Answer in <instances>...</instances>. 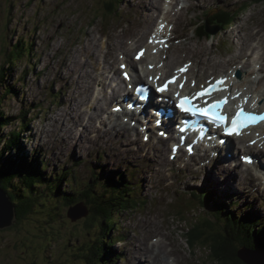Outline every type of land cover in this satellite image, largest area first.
I'll list each match as a JSON object with an SVG mask.
<instances>
[{
  "label": "rangeland",
  "instance_id": "rangeland-1",
  "mask_svg": "<svg viewBox=\"0 0 264 264\" xmlns=\"http://www.w3.org/2000/svg\"><path fill=\"white\" fill-rule=\"evenodd\" d=\"M111 1L113 5L107 8ZM111 1L0 0V75L4 73V83H2L4 85L0 87V96L4 94L1 91L9 87L17 91V94H5V98L1 102V109H4L2 112L6 117L11 118V123L1 129L3 134L1 133L0 136L3 138L14 131L20 132L19 146L21 147L19 155H22L21 149L25 151L32 150V152L37 151L38 157H35V153H31V156H26V160L28 163H32L30 169H36L42 179H44V175L46 176L45 179L47 177L52 178L51 183L47 182L46 197H49V199L54 196L61 198V195L54 190L58 179H60L61 188L64 191L65 186L84 185L87 184L85 180L91 181V177L85 175L89 170L94 171L98 177L102 173L103 176H100L101 181H105L106 175L107 178H112L115 182H118L120 178L122 186L119 185V192L122 195V192L126 189H123L122 175L128 172L130 165H136L140 168L138 175L135 176V183L141 181L139 189L137 190L132 185L134 179L130 180V186H128L132 191L134 190V198L136 194L138 195L140 200L137 203L139 209H132V206H129L130 209L127 211L122 209L115 216L118 226L113 232H110V239L105 240L106 248H115L117 254L124 251L125 258L119 260V256H117V264H130L133 251L137 253L136 257H139L140 254L139 250L135 251L133 247L126 243L118 242L121 240L117 238L119 235L120 237L135 238L134 245L143 241L142 237H145L146 242H148L152 240L154 235H161L162 239L166 240L164 249H167L170 253L173 251L180 252L178 264H208L206 254L199 248L200 246L195 244L196 246L192 249L188 245L187 238L189 237L186 236L189 231L188 228H191L192 225L197 226L201 212L194 205H187L190 211L185 208L184 198L186 196L183 195L186 193L185 190L200 189V181L205 182L206 180L201 178L202 175L214 184H223V187L235 190L247 188H236L229 184L215 182L209 175L205 176L204 171H195L192 168L183 169L180 163L169 162L168 148H161V151L164 150L166 155L165 159L162 158V161L168 163L167 165L164 162L162 163L159 155L155 153H148V160L144 162L143 154L138 155L132 152V149L138 147L141 138H132L133 140L139 139L133 146L130 145L132 140L129 139H124L121 143L119 141L120 137L127 138L128 136L119 135L120 132L116 135L110 128L101 126L95 129L93 127L92 129H86L82 136H79L76 130L77 127L75 129L73 122L67 115L71 109L76 108L75 105L77 104L69 84H74L77 80L78 83L76 82V85H74V91L78 92L80 82L82 79L86 80L83 76L84 73L86 71L93 73L95 68L90 63L93 61L92 55L98 56L99 61L102 62L99 51L104 50L107 44V49L112 48V55L106 60L109 64H115L117 52L123 50L115 47L118 41H122L123 44L128 42L127 48L132 51V59L136 60L135 54L141 46L135 45L134 37L146 36V32L150 31L152 26H154L152 30L154 31L160 21H164L162 18L165 17L164 14L169 9L171 10L169 11L171 15L170 22L173 23L167 26L165 35L171 37L172 40L174 39L172 44L176 46L171 47V45L168 50L174 53L178 49L184 52L186 57L179 58L180 60L174 63L173 67H170V71L164 69L165 65L161 66L165 77L173 75L178 67L186 65L185 63L193 64L196 68V61L200 59V51L202 50L206 51L209 57H212L218 64L227 62L230 58L234 60L240 47L237 44L238 38L235 36L236 30L241 31L248 46L253 45L257 48L254 57L259 59V55H261L264 65V37L260 43L255 40L257 37L255 36L256 32L264 34V0H177V2L165 0L170 4L166 11H164V8L167 7L168 3L164 2L165 6L161 4L159 8L161 0H158L156 6L159 10L152 14L145 9V7H148L150 0H122L118 4L113 0ZM206 2L209 3L206 5L204 4ZM242 3L248 5V10L245 13H238L237 23L229 29L227 28L228 30H220L218 34L207 38L198 29L200 34L196 36L197 32L194 33V29L198 28L199 23L204 22L208 10H214L215 7H230L231 11H236ZM160 11L161 13H159ZM157 14L159 15L158 20ZM178 16H180V19H177ZM120 34H122V37ZM6 38L7 40L9 38L11 44H17L21 39H25L21 44L30 48V51L29 53L26 52L28 48L24 50L26 52V54L24 52V56L27 57H22H24V61H30L28 64H21L22 61L13 58L15 64L10 66V62L3 59L2 51ZM148 40L149 36H147L145 42H148ZM105 42L108 43L105 45ZM88 46L90 52L86 55L89 57L82 56V51L85 52ZM54 55L57 56L52 59V65H48L50 64L49 60ZM177 55H179V52ZM74 57L78 61L79 59L86 60L85 63H82V67H78V75H71L73 69L66 68L63 64L65 61L62 62L63 59H69V62L72 63ZM111 58L113 59L111 60ZM231 62V67H228V65H225L224 68L208 67L201 70L200 74L197 73V70H194L196 76L189 75L187 83L191 87L194 84L198 86L200 83L210 79L213 80V78L227 71L234 70L237 64ZM257 63L260 64V59ZM5 64H7L6 69L3 70L1 66ZM252 64L253 67L256 66L254 62ZM119 69L122 68H118L117 65L112 72V69H110L104 71V73L109 75L110 79L113 78V81L121 82L118 77V75H121ZM116 71L118 75L116 74L113 77L112 74ZM65 75L70 80L68 84L64 81ZM80 75L82 76L80 77ZM258 77L259 85H254L256 79L249 85V88H255V91H257V88L264 90L263 68L259 70ZM191 78H194L193 82H190ZM239 82L245 83L246 81L240 80ZM95 89H97L96 92L103 94L98 84L95 85ZM23 111L29 113L27 119H23L24 115L20 117ZM85 111L88 114L93 112L92 107L89 106H85ZM70 114L72 115V113ZM85 117L84 125L86 126L88 117ZM86 127L89 128V126ZM105 130H110L112 139L102 136L100 132ZM65 131L70 132V138H64ZM116 139L118 143L115 142ZM5 147L7 145L0 143V166L7 161L5 156L10 159L13 154L15 159H19L17 151L10 150V148L4 149ZM2 149H4V156H1ZM152 162H158L159 164L152 166ZM62 171L70 172L72 175L68 173L70 175L68 178L66 175L61 174ZM113 171L116 172L112 173ZM57 173L58 176L56 177ZM20 177L22 178V176ZM23 183L20 180H13L6 186L7 195L11 198V203L14 206L16 204L12 200L14 196L11 193L14 194L16 189L17 191H23L25 189V183ZM97 194L100 195V193ZM97 194L94 193L96 198L104 200ZM112 194L114 192L110 191L109 195ZM125 195L126 193L122 197ZM247 195L248 200L252 201L254 194ZM194 196L202 201L209 200V196L205 193L201 195L195 193ZM70 200H72V197L68 201L70 202ZM181 201L183 202L181 203ZM53 202L49 201L48 206L55 205ZM256 202H258V199ZM61 206L58 200L56 208L58 209ZM78 206V201H75L73 205H68V210L70 207L76 209ZM43 208L44 205L36 207L32 214L22 219L18 217L16 211V223L14 222V225L9 228L0 230L2 231V236L0 235V264H32L33 262L35 264H81L73 256L78 252L79 247L85 248L84 252L88 250L87 253H94L96 244L86 246V242L95 240L97 234L90 232L77 238V234L71 229L72 223H67L68 217H66V223L63 220L61 224L59 222V224H56L61 226L58 240L55 242L52 238L51 241L47 242L44 235L46 237L48 233L45 234L44 229L48 223L43 220ZM62 209L61 213L65 216L68 210L65 211L64 207ZM199 212L200 214H197ZM150 213L155 215L152 217L153 223L150 224V234L146 235L140 223L150 219ZM182 213L185 222L180 219ZM203 219L204 217L201 220ZM210 219L213 222V217ZM76 225H80V222ZM48 227L49 230L52 229V226L48 225ZM17 239L19 241H16ZM15 245L16 248L13 250ZM32 245L36 246V251L32 250ZM157 252L155 250L151 257L153 258ZM115 254L111 253V257ZM160 260L161 256H159L156 264H161ZM92 261L93 259L90 258L88 263L91 264ZM147 262L148 260L144 264ZM105 263L106 261L102 264Z\"/></svg>",
  "mask_w": 264,
  "mask_h": 264
},
{
  "label": "bare ground",
  "instance_id": "bare-ground-1",
  "mask_svg": "<svg viewBox=\"0 0 264 264\" xmlns=\"http://www.w3.org/2000/svg\"><path fill=\"white\" fill-rule=\"evenodd\" d=\"M134 1H136V0H134ZM163 1L164 0H161V2L159 3V8H160V6H161ZM157 3H158V0H150V2L148 4V7H145V9L148 12H150L151 14L155 13L156 11L159 10L158 7L156 6ZM171 9H173V8H171ZM161 16H162V14H161ZM170 16L171 15L168 12L165 17L168 20H170L171 19ZM177 19H180V16H178ZM177 19H175V20H177ZM150 29L153 30L154 26H152V28H150ZM175 29H174V31H175ZM197 31H198V28H197ZM149 32L150 31L146 32L147 33L146 36H143V35L139 34L140 37H134L135 38V45L141 46L137 53H139L141 50H143L144 51V55H143L142 58H145V57L149 56L148 60L147 59L146 60L141 59L139 63L135 62V60L132 59V51L127 48V45H128L127 43L128 42H124V44H123L122 41H118L117 45H115V47L123 49V50L117 52V55H116V58H115L116 63L115 64H112V63L109 64L108 62H106V60L110 57V55H112V48L109 47V49H107L108 48V44H107V47L104 48V50L102 49V50L99 51V56L102 57V62L99 61L98 56L92 55L93 61L90 62V63L93 64L95 66V68L93 70V73H90L89 71H86L84 73L83 76H84V78L86 80L82 79V81L80 82V84L78 86V89H79L78 92L74 91V85H76L77 80H75L74 84H69L71 89L73 90L72 91L73 92V97H74L75 101H77V104L75 105L76 108L71 109L67 113V115H68L69 119L71 120V122H73V124L75 126V129H76V127H78V129H76L77 131L80 130V128H82L81 126L84 125L85 118H86L84 115H87L86 111H85V106L86 105L92 104L93 111L95 113V115L92 116L94 119H88L87 118V124L86 125H90L91 126V125L94 124V122L96 120L102 119L103 116H104L103 115L104 109H103V105L101 103H103L105 101L104 102V104H105L107 102V100H108V102L111 101V104L114 101L121 102L120 98L125 95V91L123 90L122 85L115 86L116 82L114 81V84H113V78L110 79V82H109V77L104 73V71H108V70L112 69L111 70V72H112L114 70L115 66L120 65V67L122 69L121 70L119 69V71L123 75L126 72L125 69L123 68V66L125 64V66L130 67V69H133L132 73L134 75L135 74L134 68L136 69L138 66H141V69L144 72H148V75L157 74L156 75V79H157V77L160 76L159 72L163 71V68H161V66L165 65L164 69H169V71H170V67H173L174 63L178 62V60L182 59L183 57L184 58L186 57L185 56L186 54L184 52H182V51H179L178 49H176L174 51V53H172L170 50H168L169 48L167 46L170 45L173 42L174 39L173 40L169 39L164 34L163 29H155L154 31H152L153 32V36L149 38L148 42L147 41L145 42V40L147 39V36L150 35ZM198 32H197L196 36H198V34H199ZM120 36L122 37V34H120ZM235 36L238 38L237 44L240 47H239L238 51L236 52V58L234 60H232L230 58L227 62H222L221 64H218L212 57H209V54L206 53V51L202 50V51H200V59H198L196 61V68H194V65L190 66L187 75L191 74L193 76H196L194 74V72H193L194 70H197V73L200 74L201 70H204V68H208V67H211V68L222 67V68H224L225 65L226 66L228 65V67H231V65H232L231 61H233L235 64H237V66L240 67L241 71L244 73V80H246V82L240 84V86H239L240 90L239 91L236 90L237 88L232 90V89H230L231 80H230V76L228 75L229 74L228 71L223 73L222 75L225 77V79L227 81V86H228V88H227L228 91L225 92V94H229L230 97L232 98L237 93H240L241 103H243L242 98L247 97L248 101L251 102L252 106H254L253 102H255V103L261 102L262 106L264 107V90L260 89V88L259 89L257 88V91H255V88H248L249 87L248 85L252 84L253 80H255V79H256V81H255L254 85L256 86V85L260 84L259 83V78H258L259 72L257 71V67H259V70L261 68H263V70H264V65L262 63V56L259 55L260 64L257 63V61L259 59H256L254 57V54H255V51L257 50V48L253 47V45L252 46L251 45L248 46L246 44L245 39L242 36V33H241L240 30H236L235 31ZM255 36H257L255 38V40L258 41V43H260L262 41V38L264 37V34L261 33V32H256ZM109 39H110V37H109ZM186 42H187V40H186ZM106 43H108V42H105L104 44L106 45ZM165 45H167V46H165ZM171 45H172L171 47L176 46L174 44H171ZM89 52H90V48L88 46L85 52L82 51V56L85 55V56L89 57L88 55H86V54H89ZM178 52H179V55H177ZM136 54H135V56H136ZM57 55L52 56V58L49 60L50 64H48V65H52V59L55 58ZM72 59H73L72 63L69 62L70 61L69 59H67V60L63 59L62 62L65 61L63 64H64V66L66 68L73 69L72 73L70 72L71 75L72 74H77L78 75V67H82V65H83L82 63H85L86 60L84 61L82 59H79V61H78V59L76 57H74ZM112 59L113 58H111V60ZM179 62H181V61H179ZM253 62L256 64V66H254V67H253V64H252ZM185 64L187 66H189L188 63H185ZM116 74H117V71L112 74L113 77ZM174 75H179V74H178V72H176ZM174 75H172V76H174ZM81 76L82 75H80V77ZM119 76L120 75H118V77ZM186 76H183V78L186 77ZM241 76L243 77L242 73H241ZM192 79H194V78H192ZM120 80H121V82L124 83V80H123L122 77L120 78ZM132 80L134 81V83L137 82V80H138V82H140L138 75L133 77ZM64 81L67 84L70 82V80L68 79V76L65 75ZM97 84L101 85V90L103 91V94L102 93L100 94V93L96 92L95 85H97ZM190 87H191V85L188 88H190ZM40 88H41V85H40ZM108 89L111 90V91L113 89L111 94L109 93ZM194 89L193 90L185 89V92L193 94L196 91H198L200 88H198L196 90H194ZM116 91H117V94H116ZM118 91H120L121 94H118ZM3 100H4V98H3ZM3 100L1 102H3ZM234 100H236V98ZM236 102H237V100H236ZM125 106H127V105H125ZM128 106H130V104H128ZM110 108H112V107H110ZM135 112H137V110H133V113H135ZM70 113H72V115ZM142 115L145 116L146 113H144V114L142 113ZM122 119H124V118L123 117L116 118L113 115H111L110 119H104L103 118L100 121V125L104 127V126L110 124V125H112V127H110V129L113 130L114 132H119V131L126 132L127 127L130 124V121H126L125 120L126 121V125H123L122 123H120V121H122ZM153 119L157 120L156 117H154ZM175 125H176V127L178 129H180L181 125H182L183 129L185 128L184 124L181 123V122H177ZM188 127H190V126L188 125ZM85 131L86 130H84L83 132H85ZM109 131L110 130H105L104 133H107V134L103 135V137L112 139L111 133ZM134 131H136V130H134ZM191 131L193 132L191 134H187V132H185V131H183L181 134H177V133L173 132L170 129V131L168 132V135L170 136V138H172V140L174 142H176L181 148H183L182 144L185 142V140H188L190 138V135L196 136V137H200V126H198V125L195 126L194 128L191 129ZM133 134H135V136L138 135V133H133ZM164 134H165V132H164L163 128L160 127L159 135L163 136ZM64 136H65L64 138H70V132L69 131H65ZM141 136L143 137V135H141ZM133 137H134V135H133ZM182 137H183V140H182ZM257 137L259 138V141H256ZM0 138L2 139L1 136H0ZM210 138L211 137H209L208 139H210ZM120 139H122V137H120ZM17 140H20V137H18ZM162 141H164V140H158L157 146H160L161 148H166V145L163 144L164 142H162ZM115 142H117V139L115 140ZM253 142H255V143H253ZM234 144L238 145V146H241V148L243 150H245L246 152H252V150H254V152L255 153L257 152L258 155L260 153L264 154V149H263V147H264V131H263V133L261 132V134H259L258 132L257 133H243L242 134V138L240 140L234 141ZM18 146H19V144H18ZM231 148L232 147L229 144L228 147L226 148L227 152L225 151V153H226L225 155H224V152L222 151V155L220 157L221 159L219 158V155L216 158H211L209 155H206V154L204 155V152L201 149L200 160L204 164L210 163L211 165H214L213 168H212V171L216 170L214 172V179L216 181L222 179V180H226L227 182L230 181L233 185L237 186V183H236V181L234 179L236 177V175H235V169H233V164L235 165V167H238L239 164H238V161H237L236 153H232L233 151H232ZM148 149H151V148L148 147ZM213 149H214V151L218 152L217 151L218 148L216 149L214 147ZM10 150H13V148L11 147ZM207 150L208 151H212L210 148H207ZM14 151H17V154H20L19 153L20 149H16L15 148ZM153 151H155L154 148H153ZM154 153L156 155H159V158H160L161 161H162V158L165 159V157H166L164 150L159 152V153H157V152H154ZM226 158H227V161H224L223 164H220L221 160L226 159ZM14 160H17V159H14ZM15 162H18V160L15 161ZM154 164H155V162H152V166ZM263 170H264V168H263ZM122 172H125V171H122ZM94 173H95L94 171L89 170L88 173H86L85 175L87 177H92ZM61 174L62 175H66L68 178L70 177V175H68V173L66 171H62ZM129 175L131 176L132 173L130 174V173L126 172V173H124L122 175L123 189L126 188V189H124V191L130 193L131 197H134L135 196L134 190L132 191L130 188L126 187V185L128 184V180L130 179ZM243 175H245L246 177L252 179V174L249 171L243 173ZM57 176H58V173L56 174V177ZM85 182L89 183L90 180H87V181L85 180ZM118 183H119V185L122 186L120 178H119ZM59 185H58V182H57V186L58 187H59ZM63 192L64 191H62V193ZM97 192H99V190H97ZM136 196H137V194H136ZM75 201H78V204L81 205V200L79 201V198H76V197L74 198V200L72 198V200H70V202H68V205H73L75 203ZM239 202L245 203L246 199L244 197H241V198H239ZM227 204H229V206H230L229 208H231L232 211H233V217H235L237 219V222L239 224H241V226H243L244 228L247 229L246 226H244V225H242V223H240V220L238 219V217L235 214V207H232L233 199L231 198V200L229 202L227 201ZM70 210L71 211H75V208L74 207H70ZM154 215L155 214H151L150 215V219L146 220L145 222L140 223V226H142V229L145 230V234L146 235L150 234V229H151L150 224L153 223L152 217H154ZM188 217H190V216L188 215ZM253 234H256V233H253ZM100 237H102V234H100ZM117 238L122 240V242H121L122 244L126 243L127 245L133 247V249L135 251L139 250L140 254H139V257H138V261H140V262H141V260H144V262H146V260L155 261L156 262V256H163L162 260L160 261L161 264H178L179 263L176 259L173 260L174 256L170 253V251L168 252L167 249H164V243H165L166 240L165 239L163 240L161 235H154L152 237V240H150L148 242H146V238L145 237H142L144 240L140 241V242H137V245L133 244V242L136 241L135 238L131 239V237H129V238L120 237V235ZM151 241H152V243H150ZM257 241H258V239H257ZM261 242L262 241L259 240L258 243H261ZM114 250H115V248H112V251H114ZM155 250H157L158 252L152 258L151 256L154 254ZM256 252L260 253L258 251H256ZM263 258H264V255L261 256V260Z\"/></svg>",
  "mask_w": 264,
  "mask_h": 264
},
{
  "label": "trees",
  "instance_id": "trees-1",
  "mask_svg": "<svg viewBox=\"0 0 264 264\" xmlns=\"http://www.w3.org/2000/svg\"><path fill=\"white\" fill-rule=\"evenodd\" d=\"M111 6L112 4L109 3L107 5V8H110ZM230 18L231 17L229 15L224 14L222 15V17H220L219 20L222 24H227ZM198 31L196 29L194 33ZM198 33L200 34V31ZM24 41L25 39H21L19 43L11 44L9 38L8 40L6 38V41L3 44L2 57L3 59L10 62V66L15 64L12 60L13 58L19 59L20 61L24 59V50L28 48L21 44ZM29 51L30 48H28L26 52L29 53ZM11 56L13 57L11 58ZM6 65L7 64L1 66L3 67V70L6 69ZM2 83H4V73L0 75V87H3L4 84ZM13 90L14 89L12 87H9L4 91V94L0 96V133H2L1 129L5 128L11 123V118L6 117L2 112L1 101L3 100V98H5V94H11L13 93ZM14 92L17 93V91ZM22 115H24L25 118L27 112L23 111L20 117ZM18 137H20V132H12L11 134L7 135V137H3L2 139L0 138V143H2L3 145H7V147H5L4 149H11V147L13 148V150L15 148L20 149L21 146H18ZM1 154L3 155V152ZM18 156V162H15L17 160L10 158L6 162H4L2 166H0L1 187L3 188V190H5V192H8L6 190V186L13 180H20L22 183H25H23L25 187L23 191H17L16 189L14 194L11 193V195L14 196L12 200L15 201V207L16 211L18 212V217H20L21 219L25 218L29 214H32V211H34L36 207H41L42 205H44L43 220H46L48 225L52 226V229L50 230L48 229L50 228L48 227V225V228L44 227V232H46L45 234L48 233L46 237L44 235V238L47 242L51 241L52 238L56 242L60 235L61 229V226H58L56 224H61L63 220H65L64 223H66L67 219L66 216L61 213L63 210L62 208L64 207L65 211L68 209V200L71 199V197L79 198V201L81 200V203H83V205L85 206L88 216L86 215L84 219L77 221L78 223L80 222V225H76L78 223L74 224L70 220H67V223H72L71 229L77 234V238H80L82 234L84 235L85 233L87 234L90 232L96 233L97 238L95 240H88L86 242V246H92V244H96L93 254L87 253L88 250L84 252L85 248L79 247L77 249L78 252L73 254V256L75 257L77 262L79 261L81 264H89L88 261L90 258L93 259L91 264H102L104 263V261H106L108 264H115V260L113 259V257L106 255L110 248H106L105 240L110 239V232L114 230L112 226L114 225L113 220L116 214L122 209L129 210V206H132V209L137 210L136 208L139 207V205L137 204L139 199L131 197V194L126 191H123L121 195L119 192L118 182H115L112 178L107 177L105 181H101L97 175H93L91 177V181L87 184L65 186V190L63 193L61 188L62 183L60 182V179H58L57 182L61 186L59 185L60 188L58 186H54V190L61 195V198H56L54 196L52 199H49V197H46V192L48 191L47 182L50 183V180H52V178L47 177L45 179L46 176L44 175V179H42L39 173H35V171H37L36 169H30L32 163L27 162L26 156L22 157L19 154ZM6 164H10L11 166ZM131 173L132 175H129L130 179L128 180V184L126 185V187L130 185V180L134 179L135 177V172ZM20 176H22V178ZM97 190H99V192H97ZM110 191L114 192V194L109 195ZM94 193H100V195H97L104 200L96 198L94 196ZM125 193L126 195L122 197ZM58 200L60 204L64 206L57 209L56 206H58ZM49 201H54L53 204L55 205H52L51 207L48 206ZM180 217V219L185 222L183 213L180 214ZM220 219V216H216L215 222L208 221L206 228L209 230V232H207V230L204 231L202 228H200V225H202V223L200 224V222H198L199 224L197 226L192 225L194 228H188L189 231L188 234H186V236L189 237L187 238L188 245L192 249L194 248V246L198 245L204 251V253H207L208 251V253L206 254V262L208 264H242L235 259L236 253L240 249L259 251L261 253L264 252L263 227L260 228L261 231H257V233L252 230L251 225L242 224L247 227V230L246 228L241 226V224L235 222L230 224V222L226 221L220 227ZM55 225L56 227L53 228V226ZM200 229L203 231H200ZM100 234H102L103 237L99 238ZM0 235L2 236V231H0ZM259 240L262 242L258 243ZM16 241H19V239H17ZM16 245L13 247V250L16 248ZM46 245L49 246V244L47 243ZM9 250L11 251V249ZM32 250L36 251L35 245H32ZM32 264H35V262H33Z\"/></svg>",
  "mask_w": 264,
  "mask_h": 264
},
{
  "label": "snow or ice",
  "instance_id": "snow-or-ice-1",
  "mask_svg": "<svg viewBox=\"0 0 264 264\" xmlns=\"http://www.w3.org/2000/svg\"><path fill=\"white\" fill-rule=\"evenodd\" d=\"M144 55V52L141 51L136 54L135 59L140 60L141 57ZM126 67V66H125ZM189 66H185L184 68L179 69L181 73L186 72ZM130 73H125V79L128 78ZM235 78V74H234ZM150 82L152 78H149ZM176 83V77L164 82L162 85L157 83L156 91L159 93H164L169 85ZM183 85L181 84V87ZM228 89L226 87V80L225 78H221L215 83L209 82L207 88L201 86V90L192 94L191 96H185L184 98H180L177 96L178 103L175 104V108L178 109L181 113L185 114L181 116V121L184 120L186 116L201 117L208 125L211 127L208 129V134H211V128L215 127L217 129H222L225 136H239L241 134V130L243 128L249 127L254 123L257 122H264V114H254V113H247L243 110L242 105L238 106V110L236 111L235 115L230 119V126L226 122V117L224 115H220L217 117L216 111L220 110L221 107L227 103V97L221 100L211 101V97L215 92H227ZM238 95V94H237ZM233 99L237 98L236 96L232 97ZM243 103L248 102V98H242ZM255 105V102H253ZM181 132L184 131L182 125L179 129ZM183 140V137H182ZM221 143H226V141L221 140ZM255 143V142H253ZM189 152L192 151V147L190 145H185ZM246 163H252V159L246 157Z\"/></svg>",
  "mask_w": 264,
  "mask_h": 264
},
{
  "label": "water",
  "instance_id": "water-1",
  "mask_svg": "<svg viewBox=\"0 0 264 264\" xmlns=\"http://www.w3.org/2000/svg\"><path fill=\"white\" fill-rule=\"evenodd\" d=\"M218 30L212 32V34H216ZM188 74V71L184 72ZM191 75V74H189ZM187 75V76H189ZM194 79L191 78L190 82H193ZM190 84L187 82L184 85V90L189 89L191 90V87L188 88ZM199 85L196 88H198ZM15 213H16V207L11 203V198L7 195V192L3 190L1 187V181H0V230H3L4 228H9L12 225H14L15 219ZM87 211L85 207L82 205H79L75 211L69 210L67 217L71 222H76L80 219H83V217H86ZM184 218V217H183ZM16 223V222H15ZM199 223L197 222V225ZM191 228H194L191 226ZM202 228V227H200ZM200 231H202L200 229ZM207 232H209L207 230ZM262 254L253 252L247 249H240L236 253L235 259L242 263V264H264V258L261 260Z\"/></svg>",
  "mask_w": 264,
  "mask_h": 264
},
{
  "label": "clouds",
  "instance_id": "clouds-1",
  "mask_svg": "<svg viewBox=\"0 0 264 264\" xmlns=\"http://www.w3.org/2000/svg\"><path fill=\"white\" fill-rule=\"evenodd\" d=\"M108 1H111V0H108ZM113 1H115V3H119V2H121L122 0H113ZM111 4H112V1H111ZM113 5V4H112ZM248 10V6H247V4L246 3H242L240 6H239V8L237 9V14L238 13H241V12H243V13H245L246 11ZM220 14V13H219ZM230 20L229 21H231L232 23H234L236 20L235 19H233L232 18V16L230 15ZM228 24L230 25V23L228 22L226 25L228 26ZM221 25V24H220ZM229 29L230 27L228 26V27H223V26H220V28H219V31L220 30H226V29ZM227 29V30H228ZM260 227L262 228V227H264V225H262V223L260 224ZM202 229L204 230V231H206V230H208L206 227H202ZM252 229H254L253 227H252ZM202 230V231H203ZM209 231V230H208ZM262 255H263V253H262Z\"/></svg>",
  "mask_w": 264,
  "mask_h": 264
}]
</instances>
